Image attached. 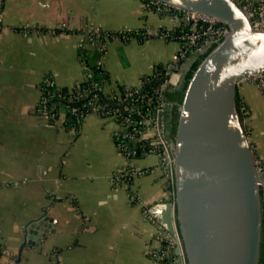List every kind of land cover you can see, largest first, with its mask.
<instances>
[{
    "label": "crops",
    "instance_id": "obj_1",
    "mask_svg": "<svg viewBox=\"0 0 264 264\" xmlns=\"http://www.w3.org/2000/svg\"><path fill=\"white\" fill-rule=\"evenodd\" d=\"M176 28H185L180 16L143 0H0V264H164L147 251L162 244L166 210L150 209L172 196L159 156L134 152L146 134L139 145L112 116L90 113L77 122L62 105L47 116L41 101L45 77L72 87L100 61L107 94L118 84L139 85L176 58L179 41L162 35ZM127 29L138 33L95 37ZM238 91L264 166V95L252 78ZM92 144L99 166L77 159L78 147ZM44 214L56 220L54 231L38 246L24 244L26 226Z\"/></svg>",
    "mask_w": 264,
    "mask_h": 264
},
{
    "label": "water",
    "instance_id": "obj_2",
    "mask_svg": "<svg viewBox=\"0 0 264 264\" xmlns=\"http://www.w3.org/2000/svg\"><path fill=\"white\" fill-rule=\"evenodd\" d=\"M161 1L213 15L228 24L230 33L199 62L182 100L165 107L168 137L174 104L179 112L170 152L175 195L150 211L164 206L161 222L172 233L178 229L186 264H263L264 169L237 93L240 81L264 71V29L254 27L256 12L246 11L238 0ZM201 52L184 65L176 88ZM54 222L45 214L29 222L24 244L38 246L54 231ZM177 253L178 263L185 264L180 248Z\"/></svg>",
    "mask_w": 264,
    "mask_h": 264
},
{
    "label": "built area",
    "instance_id": "obj_3",
    "mask_svg": "<svg viewBox=\"0 0 264 264\" xmlns=\"http://www.w3.org/2000/svg\"><path fill=\"white\" fill-rule=\"evenodd\" d=\"M238 1L246 11L253 10L256 12V16L253 18L254 27L257 29H264V0ZM147 4L149 6L162 9L164 12H168L173 9L179 10L177 15L184 20L185 25V29L177 34L173 30L162 32L163 36L176 38L180 43L176 58L165 64L164 77L159 81V88L162 92V90L176 86L179 83L181 70L184 65L187 64L197 52L202 51L201 53H205L221 42L229 34L230 28L224 21L210 14L178 8L161 0H148ZM102 31L103 30H97L98 34L104 33ZM105 34L108 33L105 32ZM96 69L99 71H96ZM103 69L104 65L101 61L98 62L94 68H92V72L87 78L91 81L86 87L81 88L79 84L81 81H78L76 83V88H74L75 84L72 87H68L69 89L67 91H60L62 86L56 85V90L60 91L57 94L60 100L59 102H54L50 105H48L49 102L47 100V96L48 93L51 92L49 87L51 84H54V81L50 77H45L42 82V88L43 92H46V94L44 93L41 101V108L44 114L54 117L58 114V110L54 108L62 105V108L65 110L67 115L70 113V116L74 117L75 120L79 122L90 113L103 114L104 112H107V116H112L117 121L119 119L122 120L119 122L124 123L127 126V129L130 128V131H128L129 134L132 137L134 136V138H139V145L145 142L143 136L146 134L148 137V151L154 152L159 156L158 167L161 171L163 170L165 176H167L171 181V193L173 195L172 198H174L175 167L174 161L170 156V152L173 149L171 144L174 142V139L171 136H167L163 126L165 122V107L169 101H161L155 110H148L144 114L143 126L139 127L138 120L130 116L129 112L135 108L134 102L140 97L146 95L145 93L141 94V85L149 81L150 76H143L139 85L134 87L128 86L126 88L123 97L119 98L120 101H116L117 103L115 102L116 104L122 106L121 108L120 106L110 105L109 100H114L116 98L112 92L107 94L103 89V82L100 79ZM98 79H100V84L96 87L95 84ZM252 79L259 84L264 93V71L252 76ZM100 95L105 97L104 102L99 100ZM85 98H87V101H84ZM63 99L66 101L64 102ZM81 101L82 104L80 103ZM123 110L125 111L124 114ZM161 122L162 127L160 125ZM149 131H153V134L149 135ZM134 152H137V148H134ZM258 163L260 164L261 161L258 160ZM260 166L262 167V165ZM2 184L3 181L0 179V186ZM158 237L162 244L160 247H154L147 251L150 257L163 262L164 264H179L177 249L180 248L183 256L184 252L178 229H176V233H172L168 229L160 227L158 230Z\"/></svg>",
    "mask_w": 264,
    "mask_h": 264
},
{
    "label": "trees",
    "instance_id": "obj_4",
    "mask_svg": "<svg viewBox=\"0 0 264 264\" xmlns=\"http://www.w3.org/2000/svg\"><path fill=\"white\" fill-rule=\"evenodd\" d=\"M143 1L146 4L148 3V0H143ZM178 11L179 10H177V9H173L171 11H168L169 13L168 12H164V11H162V13L177 15V13H179ZM166 31H169V30H166ZM166 31L162 30V32H166ZM173 31H175L176 34H177L178 32L182 31V28L181 29L176 28V30H173ZM137 33L138 32L135 31V30H128L127 29L125 31L110 32V34L108 33V34L101 35L100 37L99 36H95V37L103 39L104 41H106L108 39L113 38V36L120 35V36H123L124 38L128 39V38H130L133 35H137ZM209 51L201 54L190 65V68H189V70L186 73L185 82H184V84H183V86L181 88H176L175 86H173L172 88H168L166 90H162V92H161V89L159 88V81H160V79H162L164 77V71H165V64L166 63L159 64L157 66V68H156L157 71L155 70L151 74L144 75V76H150V80L147 81L145 84L141 85V94L145 93L146 95L142 96L138 100H136L134 102L135 103L134 104L135 108L129 112L130 116H132V117H134V118H136L138 120V126L139 127L143 126L144 114L148 110H151V109L155 110L156 107L161 103V101H164V100H166V101H181L182 100L183 95H184V90H185V88L187 86L189 78L191 77L193 71L196 69V67L199 64V62L203 59V57ZM93 68H94V66H93ZM96 71H99V70L96 69ZM102 71H103L102 75L105 76V81H103V82H106L108 80V76L106 74L105 68ZM90 81H91L90 79H85V80L81 81L79 83L80 87L83 88V87L88 86L90 84ZM99 84H100V79L97 80L95 86L98 87ZM56 85L57 84L54 83V84H51L50 87H49L51 89V92L48 93V96H47V100L49 102L48 105H50V104H52L54 102L55 103L59 102L60 98L57 96L58 92L67 91L69 89L67 86H62V89H60V91H59V90H56ZM76 87H77V84L74 86V88H76ZM127 87H128L127 85H119V84L116 86V88L112 91V94L115 95L116 99L109 100L111 106H120V105L116 104L117 103L116 101H118V102L120 101L119 98L123 97V94L126 91ZM132 87H134V86H132ZM260 89H261V91L263 93V90H262L261 87H260ZM44 93L46 94V92H43V95H44ZM263 95H264V93H263ZM99 100L104 102L105 101V97L100 95ZM237 100H238V106H239L241 115H242V117L245 120L247 118V116H248V110H247L246 105L243 102V100H242V98H241V96L239 94V91L237 93ZM63 101L65 102L66 100L63 99ZM84 101H87V98H85ZM80 103L82 104V101ZM120 107L122 108V106H120ZM244 110H247V112L244 113L245 112ZM124 113H125V111L123 110V114ZM100 115L107 116L108 113L104 112L103 114H100ZM178 115H179L178 106L176 104H174L173 107H172V110H171L172 125H171V130H170V136L173 139L175 137V133H176V130H177ZM69 116H70V113H69ZM73 119L75 121L74 117H73ZM118 121H122V120L119 119ZM128 131H130V128H128ZM144 141H145V139H144ZM144 145L145 146H143V147H138V150H137L138 154H140L144 149L146 151H148V149H149L148 143L147 144L144 143ZM261 165H262V168L264 169L263 163H261ZM2 253H3V251H2V247L0 245V257L2 255ZM262 261H264V233H263V243H262Z\"/></svg>",
    "mask_w": 264,
    "mask_h": 264
},
{
    "label": "rangeland",
    "instance_id": "obj_5",
    "mask_svg": "<svg viewBox=\"0 0 264 264\" xmlns=\"http://www.w3.org/2000/svg\"><path fill=\"white\" fill-rule=\"evenodd\" d=\"M109 40H111V39H109ZM201 54H203V53H201ZM181 73H182V70H181ZM250 78H252V77H250ZM244 111H245L244 113L247 112V110H244ZM93 116H96V115H93ZM93 116L90 117L91 120H92V118H94ZM97 117H99V116H97ZM245 124H246V122H245ZM97 125H98V123L94 122V123H91V125L88 127L89 132H91L93 138L97 133H99V129H97V127H96ZM246 130H247V127H246ZM93 138H92V143H93ZM77 146H78V144H77ZM93 150H94L93 144L91 146L88 145L87 149H85V150L82 148V146H79L78 151H81V157L77 156L78 162L79 163L92 162L94 164V166H99L100 158L93 155V152H94ZM73 155H74V153L72 154L71 159L73 158ZM77 155H78V153H77ZM257 159L259 160V158H257ZM260 165H261V163H260ZM162 177L165 178V180L168 182V185L171 184V181L169 180V178L167 176H165L163 170H162ZM170 192H172L171 186H170ZM171 196L173 197L172 193H171Z\"/></svg>",
    "mask_w": 264,
    "mask_h": 264
},
{
    "label": "bare ground",
    "instance_id": "obj_6",
    "mask_svg": "<svg viewBox=\"0 0 264 264\" xmlns=\"http://www.w3.org/2000/svg\"><path fill=\"white\" fill-rule=\"evenodd\" d=\"M230 33V32H229Z\"/></svg>",
    "mask_w": 264,
    "mask_h": 264
}]
</instances>
